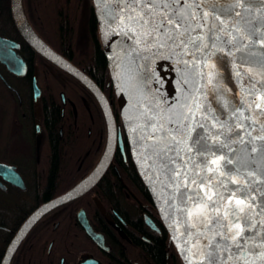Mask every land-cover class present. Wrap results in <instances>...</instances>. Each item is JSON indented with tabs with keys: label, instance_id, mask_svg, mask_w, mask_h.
Masks as SVG:
<instances>
[{
	"label": "flooded vegetation",
	"instance_id": "af4514ba",
	"mask_svg": "<svg viewBox=\"0 0 264 264\" xmlns=\"http://www.w3.org/2000/svg\"><path fill=\"white\" fill-rule=\"evenodd\" d=\"M1 1L0 38L9 43L0 48V162L14 167L24 188L0 175V215L7 220L6 226H0L5 236L0 239V264L29 216L88 179L107 153L109 161L93 185L45 211L14 246L7 264H93L91 260L96 264H156L143 249L149 250L157 238L163 239V264H183L132 161L109 79L96 81L75 65L105 96L113 117V137L96 93L41 55L18 25L24 21L71 62L48 39L50 9H29L27 0H20L17 21L11 0L5 7ZM88 8L89 0L85 9L82 0L76 24L89 18ZM51 10L59 14L58 9ZM34 79L40 88L38 105ZM50 109L57 111L56 134L46 117ZM55 157L57 168L52 166ZM84 220L100 236L99 242L90 238Z\"/></svg>",
	"mask_w": 264,
	"mask_h": 264
},
{
	"label": "snow or ice",
	"instance_id": "6c2138e0",
	"mask_svg": "<svg viewBox=\"0 0 264 264\" xmlns=\"http://www.w3.org/2000/svg\"><path fill=\"white\" fill-rule=\"evenodd\" d=\"M125 3L129 31L138 26L151 38L148 43L167 49L185 66L202 63L212 69L204 74L209 84L215 81L218 53L225 50L238 69H258L249 76L245 102L234 104L231 117L214 113L210 105L201 119L190 111L185 123L164 133L165 143L156 144L157 161L178 190L190 228L211 233L207 251L196 254L200 264H228L222 253L230 249L236 264H249L248 241L264 230V0ZM254 254L264 260V237Z\"/></svg>",
	"mask_w": 264,
	"mask_h": 264
},
{
	"label": "water",
	"instance_id": "95a60500",
	"mask_svg": "<svg viewBox=\"0 0 264 264\" xmlns=\"http://www.w3.org/2000/svg\"><path fill=\"white\" fill-rule=\"evenodd\" d=\"M87 4L88 0H83V9L86 8ZM92 7L97 20L100 42L107 60L109 81L114 90L132 161L142 182L149 192L152 202L169 234L170 241L175 246L181 261L183 264H200V260L197 258L196 254L207 244L208 238L211 237V233H208L206 236L203 234L205 230L190 228L192 222L184 211V206L180 201L178 190L174 187L173 182L166 185L159 181L155 175L153 158L147 151V143L144 142L145 135L142 120L144 109L141 104L142 91L139 82L138 63L139 52L141 46L145 43L147 36L142 30H137L138 26L129 31L130 25L123 22L130 10L126 5L125 0L117 1L115 7L116 10L112 14L113 17L111 21L109 24L104 23L103 27L101 26V19L103 17L99 16V19L97 16L95 0H92ZM11 9L18 21L17 11L18 9H21L20 0H11ZM24 23V21H18L22 33L26 40L41 55L73 76L79 78L96 93L105 110L110 124L111 136L113 137V117L111 110L107 104L105 96L97 88L95 83L84 73V71L57 54L50 46L43 42L26 23ZM8 43V41L0 38V48L3 46L5 47ZM226 51L227 50L218 53L221 57L219 63H216L215 57L211 62L216 63L214 69V84H209L204 75L212 69L205 68L202 63H196L195 88L193 95V103L196 107L193 111L197 119L203 117L204 113L202 109L209 105L214 113L218 110H222L226 116L231 117V109L234 104L245 102L249 76H255L258 69H249L246 67L238 69L237 63H230L234 58L232 56H227ZM239 55L240 54H237V56ZM6 61L7 60H5V62ZM18 65H20V62L19 64L17 63V66ZM237 71H240L241 75L237 76ZM33 91L35 104L38 105L40 88L35 79L33 82ZM213 97H215L214 100ZM39 137L40 128L37 121V138ZM108 149L109 152L112 151V143ZM108 161L109 153H107L105 161L100 163L98 169L92 173L88 179L82 181L64 195L42 205L30 215L12 240L1 264H7L14 246L45 211L55 204L73 198L87 190L103 172ZM0 175L13 184L24 188L20 175L15 171L12 165L0 162ZM82 222L90 238L99 242L100 236L93 232L87 220ZM255 231L256 230H254V232ZM262 237H264V230L256 232L254 240L248 241L245 252L247 253V256L264 262V260L258 255L254 254L260 251V241ZM232 250L234 249H230L228 253H222V255L228 257V264H236L231 256ZM204 251H207V249L204 248ZM241 254L245 255V253ZM91 262L96 264L95 260H91Z\"/></svg>",
	"mask_w": 264,
	"mask_h": 264
},
{
	"label": "bare ground",
	"instance_id": "6f19581e",
	"mask_svg": "<svg viewBox=\"0 0 264 264\" xmlns=\"http://www.w3.org/2000/svg\"><path fill=\"white\" fill-rule=\"evenodd\" d=\"M117 1L95 0L97 16L103 17L102 27L111 21ZM150 39L147 37L141 46L138 63L141 104L144 109V142L153 158L155 175L161 183L168 185L172 181L157 161L156 144L165 143L164 133L171 134L172 128L185 123V116L194 110L196 64L185 66L178 56L172 55L167 49L158 47L156 43H148ZM184 59L190 61L192 58L185 56ZM241 257L244 255L241 254ZM246 260L249 264H264L247 255ZM241 264H244L243 260Z\"/></svg>",
	"mask_w": 264,
	"mask_h": 264
},
{
	"label": "trees",
	"instance_id": "16d2710c",
	"mask_svg": "<svg viewBox=\"0 0 264 264\" xmlns=\"http://www.w3.org/2000/svg\"><path fill=\"white\" fill-rule=\"evenodd\" d=\"M1 2L2 7L7 6V0ZM81 3L82 0H27L29 9H50L47 17L51 24L47 32L48 39L51 40L53 47L67 56L74 65L84 69L96 81L102 79L108 81L109 70L100 42L97 20L92 10V0H89V18L84 23L76 24L75 16L78 9H81ZM51 9H58L59 14L55 16ZM65 12L66 17L64 18ZM46 117L52 126L51 130L56 134L57 111L55 109L47 110ZM56 158L52 166L57 165ZM55 170H53L52 176L55 175ZM49 181H52L51 178ZM30 208L29 204L25 202V210L29 211ZM6 225L7 220L3 215H0V226ZM3 238L5 236L0 231V239ZM141 245L143 247L147 246L144 243ZM151 245L152 247L149 250H143L154 259L156 264H163V239L157 238L152 241ZM28 258L29 254H27L25 260L28 261Z\"/></svg>",
	"mask_w": 264,
	"mask_h": 264
},
{
	"label": "rangeland",
	"instance_id": "374dc122",
	"mask_svg": "<svg viewBox=\"0 0 264 264\" xmlns=\"http://www.w3.org/2000/svg\"><path fill=\"white\" fill-rule=\"evenodd\" d=\"M149 50H150V49L148 48V53H149ZM0 155H1V152H0Z\"/></svg>",
	"mask_w": 264,
	"mask_h": 264
}]
</instances>
